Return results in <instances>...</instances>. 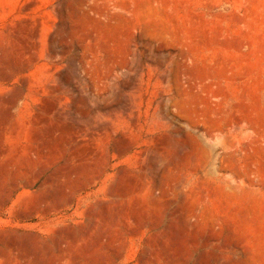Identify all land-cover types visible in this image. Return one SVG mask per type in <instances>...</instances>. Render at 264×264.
<instances>
[{
  "label": "rangeland",
  "instance_id": "rangeland-1",
  "mask_svg": "<svg viewBox=\"0 0 264 264\" xmlns=\"http://www.w3.org/2000/svg\"><path fill=\"white\" fill-rule=\"evenodd\" d=\"M0 264H264V0H0Z\"/></svg>",
  "mask_w": 264,
  "mask_h": 264
}]
</instances>
